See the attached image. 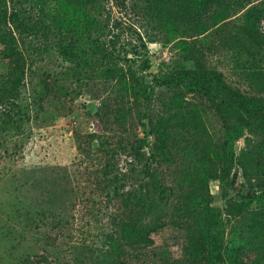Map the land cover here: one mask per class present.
Listing matches in <instances>:
<instances>
[{
	"label": "rangeland",
	"instance_id": "obj_1",
	"mask_svg": "<svg viewBox=\"0 0 264 264\" xmlns=\"http://www.w3.org/2000/svg\"><path fill=\"white\" fill-rule=\"evenodd\" d=\"M89 1L20 0L31 9L41 33L19 42L27 58L20 78L0 46V264L28 259L35 264H197L199 230L243 250L247 262L264 264V198L244 206L237 200L238 209L245 210L240 216L229 215L228 207L243 189L246 170L260 172L264 183V124L249 119L217 87L205 83L193 59L200 57L264 107V0H108L101 20L93 14L96 29L109 25L105 40L116 43L123 57L134 59L140 70L149 60L150 67L140 73L156 86L149 97L151 120L172 131L160 133L163 147L167 137L179 142L173 151L178 164H152V216L168 225L153 233L152 247L126 256L122 237L135 239L136 230L119 227L127 214L119 211L114 189L96 182L95 164L103 148L134 134L145 138L144 162L149 163L156 134L149 119L143 123L132 105H125L122 87L94 74L102 60L87 53L94 44L89 30L82 28L80 37L65 24L68 12L85 20ZM57 4L60 13L54 12ZM165 77L179 83L159 86ZM12 78L21 81L12 84ZM195 81L205 95L193 89ZM224 101L226 119L235 128L231 133L216 109ZM104 103L109 111L125 106L124 118L100 116ZM166 151L156 153L157 158H165ZM127 158L122 157V168ZM222 166H232L231 175L212 177ZM188 203L200 214L196 234L180 225ZM230 210L238 214L237 208ZM206 214L217 215L220 225L209 226ZM256 214H261L257 221Z\"/></svg>",
	"mask_w": 264,
	"mask_h": 264
},
{
	"label": "trees",
	"instance_id": "obj_2",
	"mask_svg": "<svg viewBox=\"0 0 264 264\" xmlns=\"http://www.w3.org/2000/svg\"><path fill=\"white\" fill-rule=\"evenodd\" d=\"M108 0H90L89 1V12L85 20H82L81 17L76 12L75 15L67 13V20L65 24L67 27L71 28V31L77 36H83L85 30H89L88 35L90 38H93V45L88 49L89 56L101 55L102 63L99 65L95 64L93 68L94 74L100 73V77L106 81H114L116 86L122 87V91L125 92L124 96L127 99L132 98V102L129 100H124L126 104H131V109H135L138 112V115L144 123L145 119H149V122L152 125V132L156 134L155 141L151 147V156L147 158L151 160L149 163H145L146 152H144L146 147L145 138L139 137V135L134 134L130 135L133 137L125 136L121 138L118 142L114 143V147H105L103 148V155L99 158L100 163L95 164L96 170L95 173H98L97 178L98 185L102 186L103 189H114V196L116 200H119V211L123 212L126 218H122L119 221V227L121 230L133 228L136 230L135 239L128 238L123 236L122 250L124 255H129L130 253H140L143 252L154 245L153 233L157 232L159 229L165 227L166 222L163 219L154 220L152 216V206L153 201L156 196V192L153 190V184L151 178L155 175L156 170L153 168L154 161L159 162L161 166L165 163L178 164V156L174 154V148H178V138L167 137L166 145H162V137L160 133L163 132H172L169 128L161 129L159 124H154L151 120V110L149 97L154 91L155 87L150 82L146 80L145 74L140 73V71H146L150 67L149 60H146L145 65L140 70L136 67V62L134 59L128 58L127 56L123 57V52L117 49L116 43L105 40L109 36L108 24H104L96 29L94 18L92 19L93 14L96 13L99 19L101 20L102 10L105 8V2ZM210 3H220L221 0H208ZM54 8V12L60 13L61 9ZM42 8V7H41ZM63 10V6H62ZM87 10V8H86ZM44 16V14H42ZM72 16V17H71ZM104 17V16H103ZM35 16L32 14L31 9L28 10L24 8L20 0H0V46H3L2 53L5 57L9 58L14 67L15 74L17 78H20L21 75H25V69L27 68V58L24 56L23 51L20 49V40H24V36L33 35V37L40 36L41 33L38 31L39 24L34 20ZM102 22V21H101ZM82 28L85 30L82 32ZM97 31V32H96ZM246 31L249 33V28H246ZM256 31V30H255ZM97 34V36H95ZM43 35V34H42ZM21 37V38H20ZM64 47V46H61ZM47 49V48H46ZM196 63V67L200 72L201 78L205 83L212 84L214 87L220 90L221 94L224 95L226 100H230L234 104L235 109L241 110L249 119H252L254 122H262L264 124V107L258 105L254 102L253 99L245 95L242 91L234 88L229 85L225 79V76L222 72L216 69H209L204 64L203 60L195 56L193 58ZM72 60V58H71ZM73 61V60H72ZM98 63V62H94ZM26 67V68H25ZM91 75H87L86 78ZM183 78L184 76L181 75ZM91 79V78H90ZM11 83L14 84L18 81L15 78L10 79ZM159 86L170 87L172 85H177L179 80L177 78H161L157 81ZM14 87L15 85H11ZM126 88H123V87ZM193 89L197 90L199 93L204 94V89L201 82L195 81L192 83ZM11 98H13L11 96ZM176 98V97H175ZM225 100V101H226ZM225 101L217 103L216 109L220 112L223 119H226L225 116ZM140 106V108H138ZM144 106V110H141V107ZM110 105L104 103L102 110L105 112L104 115L108 116L113 114L114 116H119L124 118L126 107H117L115 110H110ZM143 109V108H142ZM232 110V109H231ZM229 110V111H231ZM233 111V110H232ZM237 129V128H236ZM235 128L229 122L226 123L225 131L233 132ZM165 134V133H163ZM160 135V136H159ZM105 146V142H101ZM227 148L230 150V142H227ZM167 150L166 157L159 160L157 154L160 150ZM157 153V154H156ZM234 153V152H233ZM231 154L232 156L234 154ZM177 154V153H176ZM169 155V156H168ZM128 157L126 168L120 166L122 157ZM173 156V157H172ZM152 162V163H151ZM158 164V163H157ZM232 166L226 167L222 166L220 170H213L212 177L217 179H226L231 175ZM67 172H70L69 168H66ZM97 174V175H98ZM244 184L242 190L236 195L235 200H229L228 204L231 208L237 212H231L229 215L240 216L245 211L243 208L238 209L236 206V201L239 200L244 205H249L250 203L255 202L264 198V183L262 181V175L260 172H244ZM70 176V175H69ZM238 174H234L231 178L233 184H235ZM127 181L130 182L129 188H127ZM192 197H188L187 200L191 201ZM188 208L182 210L184 219L183 223L180 224L188 232L196 234L200 229L198 220V215L189 206H193V203H188ZM187 207V206H186ZM181 209V208H178ZM246 209V208H245ZM209 211V210H208ZM207 213V212H206ZM195 214V215H192ZM261 214L255 215L256 219H259ZM194 219V221L192 220ZM197 219V220H196ZM218 217L212 216L211 214H206L203 217V220L210 226H218ZM201 223V220H199ZM223 224V221L221 222ZM196 228V229H194ZM210 230V227H209ZM201 234L197 242H201V258L198 260H193L197 264H261L260 260L247 262L245 259L244 251L236 248L231 245L225 246V242L219 239L217 236H206L199 230ZM130 236V235H128ZM131 237V236H130ZM121 240V239H120ZM196 240V239H195ZM194 240V241H195ZM122 241V240H121ZM136 244H139L138 246ZM138 255V254H137ZM42 260L48 261L45 257L41 258ZM35 261L28 259L24 261V264H31ZM42 264L43 262L36 261V264Z\"/></svg>",
	"mask_w": 264,
	"mask_h": 264
}]
</instances>
